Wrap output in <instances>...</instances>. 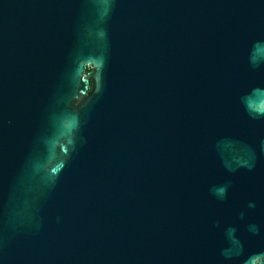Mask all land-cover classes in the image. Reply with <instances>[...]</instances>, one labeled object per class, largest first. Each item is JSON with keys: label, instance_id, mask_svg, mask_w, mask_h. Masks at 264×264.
<instances>
[{"label": "water", "instance_id": "obj_1", "mask_svg": "<svg viewBox=\"0 0 264 264\" xmlns=\"http://www.w3.org/2000/svg\"><path fill=\"white\" fill-rule=\"evenodd\" d=\"M0 264H264V0H0Z\"/></svg>", "mask_w": 264, "mask_h": 264}, {"label": "trees", "instance_id": "obj_2", "mask_svg": "<svg viewBox=\"0 0 264 264\" xmlns=\"http://www.w3.org/2000/svg\"><path fill=\"white\" fill-rule=\"evenodd\" d=\"M89 68L86 69V71H88Z\"/></svg>", "mask_w": 264, "mask_h": 264}]
</instances>
